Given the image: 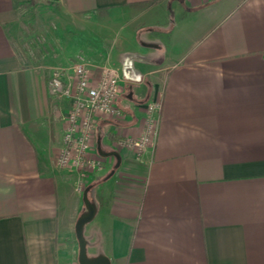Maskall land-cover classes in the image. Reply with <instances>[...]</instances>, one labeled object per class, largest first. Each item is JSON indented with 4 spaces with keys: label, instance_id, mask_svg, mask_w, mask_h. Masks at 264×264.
Instances as JSON below:
<instances>
[{
    "label": "crops",
    "instance_id": "1",
    "mask_svg": "<svg viewBox=\"0 0 264 264\" xmlns=\"http://www.w3.org/2000/svg\"><path fill=\"white\" fill-rule=\"evenodd\" d=\"M44 3L77 24L121 10L150 18L147 36L125 40L137 51L114 60L91 49L89 60L76 41L63 64L115 65L121 93L142 95L127 96L123 117L97 122L96 152L120 162L108 155L90 179L89 256L264 264V0H0V264H74L67 218L81 194L56 163L66 102L48 94V61L37 65L20 42L23 17ZM155 100L154 144L139 154L119 145L142 132Z\"/></svg>",
    "mask_w": 264,
    "mask_h": 264
},
{
    "label": "built area",
    "instance_id": "2",
    "mask_svg": "<svg viewBox=\"0 0 264 264\" xmlns=\"http://www.w3.org/2000/svg\"><path fill=\"white\" fill-rule=\"evenodd\" d=\"M124 77L114 67L93 64L84 58L66 66L55 67L47 80L50 97L66 102L62 143L56 156L61 168L76 174L75 192L82 194L85 181L104 164L95 150L97 122L101 118H121L124 111L117 105ZM161 101L145 106L142 132L134 138L118 140V144L143 153L157 136Z\"/></svg>",
    "mask_w": 264,
    "mask_h": 264
},
{
    "label": "rangeland",
    "instance_id": "3",
    "mask_svg": "<svg viewBox=\"0 0 264 264\" xmlns=\"http://www.w3.org/2000/svg\"><path fill=\"white\" fill-rule=\"evenodd\" d=\"M185 6L189 7L188 3H185ZM54 7L55 10L52 8L50 9L48 8V4L44 3L42 6L29 11L27 15L23 17L22 37H20L21 45H23L28 52L33 51L31 52V54L33 53L31 56L32 58L35 57L37 65L42 64V61H48L47 63L49 65L46 66L50 67L48 71H52L55 67L63 66L64 63L66 64L74 60L69 58V56H72L73 54L72 50L73 47H75L74 45L76 41L81 42V45L83 46L81 54L89 60H93L91 54H89L91 49V52L96 51L98 56H103L105 58L104 55H111L115 60L119 52L130 49L137 51L139 48V43L136 45L137 49L126 45L125 40L128 39L127 35H134L136 30H139L137 33L139 40L142 36H147V29H149L148 24L150 18L148 20L146 17H142L139 20H134L133 17L135 16V12L133 10H121L112 14L103 13L94 17L89 16L87 22L81 21V24H77L71 22L70 19L65 18L62 11L57 9V6L54 5ZM150 29L154 28L151 27ZM157 35H162L165 39L167 34L158 31ZM32 40H34L33 46L30 44ZM82 58H78L77 60ZM104 58L102 60H104ZM114 67L117 68L115 65ZM47 69L45 68V70ZM117 69L119 70V68ZM145 78L149 80L148 76H145ZM144 86H147V83ZM144 86L142 87L143 90ZM136 91L137 87L124 88V91L118 96L117 105L120 108L126 107V103L129 102L127 96L130 94H133L134 100L138 99V96H140L141 93L138 94ZM138 92H140V89ZM140 97L142 98V95ZM102 146H104V148L102 147L104 150L107 148L106 141H102ZM108 158L111 157L107 156L104 160ZM90 179H92V176L86 179V185L84 186L83 191L87 185L89 186ZM90 189L91 187L88 188L89 200H91ZM72 202L71 206L73 208L69 210L67 218V231L69 232L68 244L72 247L71 244L73 243L74 251L71 254V260L73 261L72 263L78 264V245L75 237L74 225L79 215L85 209L82 194L76 196ZM92 224L94 225L95 223ZM92 224L89 222L85 225V238L88 237ZM101 239L103 243L106 242L105 234H103ZM87 253L88 255L90 254L89 248L87 249Z\"/></svg>",
    "mask_w": 264,
    "mask_h": 264
},
{
    "label": "water",
    "instance_id": "4",
    "mask_svg": "<svg viewBox=\"0 0 264 264\" xmlns=\"http://www.w3.org/2000/svg\"><path fill=\"white\" fill-rule=\"evenodd\" d=\"M98 152L101 156L108 155L115 156L117 164L120 162V157L117 152L105 153L101 152L98 147ZM82 199L85 205L84 211L77 218L74 225L75 237L78 244V264H110V260L104 254H98L96 256H89L87 253V241L84 237V227L86 224L92 221L96 213V206L93 201L88 198V188H85L82 193Z\"/></svg>",
    "mask_w": 264,
    "mask_h": 264
},
{
    "label": "trees",
    "instance_id": "5",
    "mask_svg": "<svg viewBox=\"0 0 264 264\" xmlns=\"http://www.w3.org/2000/svg\"><path fill=\"white\" fill-rule=\"evenodd\" d=\"M88 186V185H87ZM87 186L85 188H87ZM88 188H90V186H88Z\"/></svg>",
    "mask_w": 264,
    "mask_h": 264
}]
</instances>
